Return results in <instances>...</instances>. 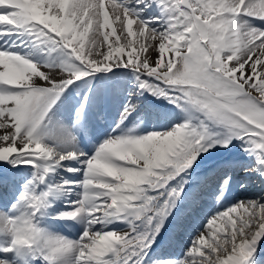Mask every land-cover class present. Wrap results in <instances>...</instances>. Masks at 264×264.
<instances>
[{"label":"snow or ice","instance_id":"obj_1","mask_svg":"<svg viewBox=\"0 0 264 264\" xmlns=\"http://www.w3.org/2000/svg\"><path fill=\"white\" fill-rule=\"evenodd\" d=\"M148 97L166 123L125 128ZM205 195L221 207L156 255ZM0 264H264V0H0Z\"/></svg>","mask_w":264,"mask_h":264},{"label":"bare ground","instance_id":"obj_2","mask_svg":"<svg viewBox=\"0 0 264 264\" xmlns=\"http://www.w3.org/2000/svg\"><path fill=\"white\" fill-rule=\"evenodd\" d=\"M119 98H120L119 96L110 95V96H104L103 98L99 99L98 104L93 109V114H95L94 117L91 120L88 117L89 131L85 134V136H87L88 140L90 141L88 142V144L90 145L91 149L93 147V144L91 145L90 143L92 142L95 144L96 142H98V140L103 137V134L110 129L109 127L108 130H105L104 126H102V124L98 120V117H101L103 121L105 120L113 121L112 124L119 119V110H120ZM153 100L155 99L152 97H148L147 99H144L139 109L133 113L134 115L137 112L138 113L141 112L145 120L150 121V124L146 125L145 127L143 125L142 127L138 125L136 128L138 132L140 130H143V128L146 130H159L166 123V121L159 114L163 113L167 107L164 106L163 104L158 105L157 103L153 102ZM133 115L129 117V119L132 118ZM129 119L125 121L124 124L125 128L132 127L135 124V121L131 122V119H130V123H126L127 121H129ZM201 178L203 179L205 177L200 173L199 176H197L194 179V182L195 181L201 182ZM232 195L233 193H231L230 196ZM9 196L10 193L5 194L6 199L9 198ZM246 196L247 195L245 194L239 195V197L241 198H245ZM210 197L211 195H205L200 199L198 203V207L184 221V226L179 230L180 233L178 235L174 234V230L171 228V226L164 230V234L158 238L157 245L155 246L156 255H165V254L175 255L181 252V251L179 252L176 247L179 246L178 248L182 249L186 245L187 241L189 240L191 231L195 230V232L192 233L193 236L196 234V232L200 229L201 226L200 223H202V221L205 220V219L201 220V217L204 216L207 212L212 211L213 210L212 208L217 210L218 208L221 207L217 202H215V200H213L215 203L211 207V205H209V203L211 202ZM75 198H76L75 195L68 197L69 200ZM60 210L62 211L67 210L63 199H58L53 205V208L50 209L49 211L52 214H54V211L59 212ZM47 223L53 228V230L60 231L65 235L71 236L72 238H75V236L79 234L78 233V229L80 227L79 224L73 225V222L67 224L61 221H48ZM197 225L199 226L198 229H197ZM176 237H177V241H173V239H175Z\"/></svg>","mask_w":264,"mask_h":264},{"label":"rangeland","instance_id":"obj_3","mask_svg":"<svg viewBox=\"0 0 264 264\" xmlns=\"http://www.w3.org/2000/svg\"><path fill=\"white\" fill-rule=\"evenodd\" d=\"M157 103L158 104H160L159 103V101H157ZM164 106H166L167 108L168 107H170L169 105H166L165 103H162ZM91 112V111H90ZM133 122V121H132ZM83 135V137H84V135L85 134H82ZM86 139V138H85ZM92 144H94V143H91V145ZM88 149V148H87ZM89 151L91 150V148L90 149H88ZM217 157H213V158H206V160L205 161H202L201 162V166L200 167H198L197 168V170H196V172L193 174V177H192V179H195L197 176H199V174L200 173H202L204 170H206V165H207V160L208 159H216ZM240 175L241 174H237V179H239V177H240ZM204 181V180H203ZM203 181H201V182H203ZM251 190V191H250ZM233 193V195L232 196H230L229 197V202H235L236 200H240V199H247V198H250V197H252L253 195H255L256 194V190L255 189H253V188H250L248 191H244V190H241L240 188H235V190L232 192ZM240 194H245V195H247L245 198H241V197H239L238 195H240ZM237 196H238V198H237ZM213 206V204L211 205V207ZM60 211H62V210H60ZM59 211V212H60ZM63 211H65V210H63ZM215 211H216V209H215ZM56 212H58V211H54V214L56 213ZM208 217V216H207ZM69 222V221H68ZM194 232H195V230H194ZM193 235H190L189 236V239L192 237ZM180 238H181V236H180ZM180 240V239H179ZM173 241H177V237L175 238V239H173Z\"/></svg>","mask_w":264,"mask_h":264}]
</instances>
